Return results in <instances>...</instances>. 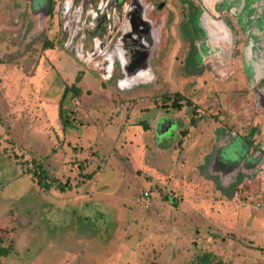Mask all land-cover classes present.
Listing matches in <instances>:
<instances>
[{
	"label": "rangeland",
	"instance_id": "obj_1",
	"mask_svg": "<svg viewBox=\"0 0 264 264\" xmlns=\"http://www.w3.org/2000/svg\"><path fill=\"white\" fill-rule=\"evenodd\" d=\"M56 1L0 0V264H264V114L250 149L235 138L257 115L264 0H154L158 98L68 54Z\"/></svg>",
	"mask_w": 264,
	"mask_h": 264
},
{
	"label": "flooded vegetation",
	"instance_id": "obj_2",
	"mask_svg": "<svg viewBox=\"0 0 264 264\" xmlns=\"http://www.w3.org/2000/svg\"><path fill=\"white\" fill-rule=\"evenodd\" d=\"M199 1L202 2L203 6L211 7L213 0ZM224 1L230 3V6L235 3L242 4V0ZM161 6L162 3L154 2V0H57L55 7L57 20L56 24H53L56 26L57 42L78 61L82 63L91 62V69L95 73L98 72L100 76L108 79L112 76L115 77L117 85L119 81L131 82L136 79L139 80L135 84L151 83L150 85L155 90L151 94H156L154 96L158 98L166 92L164 89L160 90L162 87L157 79L161 80L162 48L166 46V38L171 34L168 28H165L167 19L155 17L157 12L153 13L154 9L158 10ZM211 10L213 11V9ZM232 13L234 12L232 11ZM229 18L235 20V18ZM255 19L259 22L260 20L263 21L262 15H256L253 17V20ZM198 29L199 39L202 38L203 34L208 36L209 41L227 35L224 33L225 28L214 29L208 25H201V28ZM252 30L261 37V28L252 27ZM213 47H218L217 43ZM188 49V47L182 49L179 59L181 65H184L185 61L190 58L187 54ZM195 49H197L196 54L200 55L199 48L195 46ZM247 51L249 53V47H247ZM216 54L218 53L216 52ZM210 65L213 68L210 74L215 70L222 75L224 74L222 66ZM262 66L264 67L263 64ZM248 69L250 68L248 67ZM263 70L254 71L253 76L249 73V78L252 76L256 81L253 90H251L254 106L255 89H259L258 91L264 95V87H262L264 85ZM228 76L229 73L226 72L225 78ZM247 80L249 79L247 78ZM133 85L131 84L129 87ZM256 110L257 115L245 128L243 136L235 133V138H238L240 144L249 149L253 146L255 135L250 136L248 131L251 128L253 133L255 129L257 130L255 121L263 115L260 110L257 108ZM261 123L260 121V125ZM217 150L213 152L210 159L218 155ZM252 152H254V148L250 154H253ZM224 153L225 151H222V154ZM258 154L260 155L258 152L252 156L248 155L246 158L248 163H254L258 159Z\"/></svg>",
	"mask_w": 264,
	"mask_h": 264
},
{
	"label": "water",
	"instance_id": "obj_3",
	"mask_svg": "<svg viewBox=\"0 0 264 264\" xmlns=\"http://www.w3.org/2000/svg\"><path fill=\"white\" fill-rule=\"evenodd\" d=\"M264 95L261 93V91L256 92L255 95V101H256V108L263 110L264 109V99H260V97H263ZM262 112V111H261ZM264 114V112H262Z\"/></svg>",
	"mask_w": 264,
	"mask_h": 264
},
{
	"label": "trees",
	"instance_id": "obj_4",
	"mask_svg": "<svg viewBox=\"0 0 264 264\" xmlns=\"http://www.w3.org/2000/svg\"><path fill=\"white\" fill-rule=\"evenodd\" d=\"M73 90V92L74 93H77V89L76 88H73L72 89ZM175 96V95H174ZM173 96V98H172V101H171V105H173L175 108H177L178 107V99H179V97H178V94L176 95L177 97H174ZM43 179V178H42ZM38 180H40V179H38ZM45 182V181H44ZM44 186H45V183H44ZM191 264H193V263H191ZM194 264H198V262H196V263H194Z\"/></svg>",
	"mask_w": 264,
	"mask_h": 264
},
{
	"label": "crops",
	"instance_id": "obj_5",
	"mask_svg": "<svg viewBox=\"0 0 264 264\" xmlns=\"http://www.w3.org/2000/svg\"><path fill=\"white\" fill-rule=\"evenodd\" d=\"M41 25H43V27H44V25H45L44 22H43ZM41 27H42V26H41Z\"/></svg>",
	"mask_w": 264,
	"mask_h": 264
},
{
	"label": "built area",
	"instance_id": "obj_6",
	"mask_svg": "<svg viewBox=\"0 0 264 264\" xmlns=\"http://www.w3.org/2000/svg\"><path fill=\"white\" fill-rule=\"evenodd\" d=\"M144 194H146V193H144Z\"/></svg>",
	"mask_w": 264,
	"mask_h": 264
}]
</instances>
